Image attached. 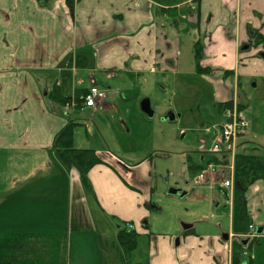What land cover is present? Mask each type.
Returning <instances> with one entry per match:
<instances>
[{
  "label": "crops",
  "instance_id": "0c3cea01",
  "mask_svg": "<svg viewBox=\"0 0 264 264\" xmlns=\"http://www.w3.org/2000/svg\"><path fill=\"white\" fill-rule=\"evenodd\" d=\"M70 1L0 0V264H98V255L91 254L110 253L109 240L119 242L121 231L133 227L138 237L153 234L147 225L153 191L128 182L139 170L151 175V163L121 167L102 151L97 155L105 164L89 171L85 185L76 169L65 170L56 160L55 138L72 121L64 99L73 104L97 87L108 91L98 111L116 114L122 108L126 119L137 116V108L141 115V104L121 99L102 80L120 79L133 99L135 84L148 83V76L178 77L187 37L194 60L195 45L201 44V65L210 73L200 76L211 77L225 98L218 104V124L220 104L238 97L247 109L233 89L236 93L246 78L254 87L264 79V0ZM251 146L241 138L237 152ZM251 189L255 208L247 198L248 211L262 232L251 247L244 246L241 264H264V182ZM227 206L229 223L222 233L195 223L181 234H159L150 240L148 264H233L237 237L233 207L228 201ZM60 236L70 242L67 256L51 244ZM117 247L122 252L119 243L115 252ZM102 259L106 264L109 257Z\"/></svg>",
  "mask_w": 264,
  "mask_h": 264
},
{
  "label": "rangeland",
  "instance_id": "374dc122",
  "mask_svg": "<svg viewBox=\"0 0 264 264\" xmlns=\"http://www.w3.org/2000/svg\"><path fill=\"white\" fill-rule=\"evenodd\" d=\"M189 38L187 37L186 48L183 49V66L179 76H148L146 77L149 80L148 83L141 80L135 84L133 99L122 87L120 79L116 83L102 80L103 85L112 87L110 88L112 93H119L118 96H121V99L132 100L137 105L148 99L154 109L152 117L144 113L140 115L137 108L138 115H135L137 118L132 116L130 109L132 117L126 119L124 113L127 110H120L122 108H116V114L111 110L94 112L92 110L79 111L76 108H72L68 112L70 119L79 124L74 128L78 148L97 151L99 156L102 155L100 152L104 151L105 155L108 154L115 158L116 162H119L117 165L121 167H135L145 161L148 164L151 163V175L139 170L128 177V182L142 191L149 192L150 189L153 191L152 206L154 208L151 211V218L147 221L149 230L153 233L151 238L147 235H139L137 248L130 257L127 256L128 259H125L124 255L126 254L122 248V252L120 247H117L118 251L115 252L119 242L117 238L111 237L109 240L110 253L91 254L93 257L98 255L99 261H96L98 264H104L102 258L106 259V256L109 257L106 264H148L150 261V240L159 234L174 233V231H179L181 234L185 226L195 223H204L206 228L213 225L215 232L218 233H222L221 231L228 227L230 206L226 208L225 205L227 201L231 202L233 199L234 188L231 191L232 197L231 192H229V196H226L223 191L218 189V184L222 180L218 175H215L212 191L208 186L199 188L195 185L198 171L192 173L187 169L188 158L195 162V166L202 167L206 166L213 158V155L209 153L211 142H208L207 152L200 153L201 139L210 141L211 135L207 133L206 128H211L220 121L218 104L225 99L216 93L213 83L210 84L211 77L204 79L196 74L195 60L189 51V46H191ZM229 78L232 79L231 76ZM87 80L83 87L88 86ZM254 82L249 78L244 79L241 86L237 87L236 93L233 89L232 95L235 97L237 94L242 98L243 103L247 106L245 116L251 121L247 134L240 137L238 141L242 138L247 144H252L246 151L259 155L264 164V79L259 81L260 84L257 87L253 86ZM105 92L108 91L105 90ZM225 93L228 96L231 94L228 89L225 90ZM169 111H175L176 119L174 121L165 118ZM162 117L165 120H162ZM138 119L142 121L137 122ZM145 122H149L150 125ZM255 148L258 150H254ZM203 158L205 160L202 162ZM227 158L228 162H225L220 170L229 171L231 174L229 169L231 164L228 156ZM172 190H176L177 193L171 194ZM253 192L251 189L247 193L251 209L255 208L256 193ZM183 194L185 195L181 197ZM216 202L221 203L219 207L214 205ZM218 225H221L220 229ZM179 236L175 242L180 239L181 236ZM51 239V244L61 246L64 251L70 244L67 236ZM262 240L264 241V239ZM76 244L79 243L76 242ZM120 252L124 259H121ZM64 255L67 256L68 252L65 251ZM247 258H249L248 255Z\"/></svg>",
  "mask_w": 264,
  "mask_h": 264
},
{
  "label": "trees",
  "instance_id": "16d2710c",
  "mask_svg": "<svg viewBox=\"0 0 264 264\" xmlns=\"http://www.w3.org/2000/svg\"><path fill=\"white\" fill-rule=\"evenodd\" d=\"M71 3V1L69 0ZM195 67L199 75H207L210 73L208 69L202 67V47L200 42L195 45ZM87 94V93H86ZM86 96V95H85ZM76 97V107L79 108L83 104V98ZM71 99H64V105H67ZM232 105L227 102L219 105L221 114L226 107ZM244 107V106H241ZM69 119H70V115ZM76 122L70 121L68 125L56 136L54 142V156L65 170L76 169L81 176L83 184L88 185V173L94 167L105 164V162L91 149H77L74 147V128L78 126ZM254 150H258L255 148ZM235 177H234V195H233V233L237 240L234 241L233 264H241V256L243 255L244 245L241 238L248 235L252 224V219L247 206V192L259 182H264V164L259 155L248 153L246 150L236 153L235 156ZM190 163V161H189ZM192 173L200 171L202 166L189 164ZM138 236L136 232L121 231L119 244L127 256L133 253L137 246ZM254 242V241H253ZM251 242L248 247L254 243ZM130 264V263H129Z\"/></svg>",
  "mask_w": 264,
  "mask_h": 264
},
{
  "label": "built area",
  "instance_id": "2783aa9c",
  "mask_svg": "<svg viewBox=\"0 0 264 264\" xmlns=\"http://www.w3.org/2000/svg\"><path fill=\"white\" fill-rule=\"evenodd\" d=\"M106 98L107 92L97 87H92L84 97V106L91 108L95 112ZM70 108L71 105H67L66 110ZM250 125L251 121L245 116V110L241 109L237 100H234L231 106L224 109L220 124L211 128H206L207 133L211 135V139L210 141L202 139L200 150L202 152H207L208 142H211L209 153H211L214 158L198 172L195 178V185L197 187L203 188L204 186H208L212 191V187L215 184V175H218V177L222 178L221 182L218 184V189L227 191L228 194L232 191L234 188V157L237 141L240 137L247 134ZM227 156L231 158L229 161L231 164L229 166L231 174H229V171L220 170V168L225 165L224 162ZM230 195L232 197V192ZM230 203L232 205V202ZM129 228L130 230L133 229V227ZM255 236V228L251 227L249 237L254 238Z\"/></svg>",
  "mask_w": 264,
  "mask_h": 264
},
{
  "label": "water",
  "instance_id": "95a60500",
  "mask_svg": "<svg viewBox=\"0 0 264 264\" xmlns=\"http://www.w3.org/2000/svg\"><path fill=\"white\" fill-rule=\"evenodd\" d=\"M263 58H264V55H263ZM141 111L144 114H146L147 116H150V117H152L154 115V110L152 109L151 102L148 99H145V100L142 101V103H141ZM165 118H167L169 121H174L176 119V114L173 113V112H171V113L167 114V116ZM162 120H165V119L162 118ZM170 193L173 194V195H175L177 193V191L176 190H172ZM184 195L185 194H183L181 197H183ZM261 232H262V229H258L257 230V233L258 234H261ZM224 239L227 240L228 239V236L227 235L224 236ZM247 242L248 241L246 240L243 243L244 246H246ZM176 245H179V240L176 242Z\"/></svg>",
  "mask_w": 264,
  "mask_h": 264
}]
</instances>
